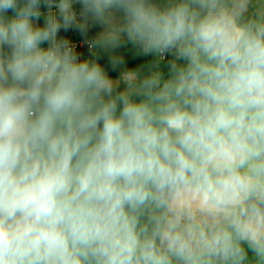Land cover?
Instances as JSON below:
<instances>
[{"label": "clouds", "instance_id": "1", "mask_svg": "<svg viewBox=\"0 0 264 264\" xmlns=\"http://www.w3.org/2000/svg\"><path fill=\"white\" fill-rule=\"evenodd\" d=\"M0 264H264V0H0Z\"/></svg>", "mask_w": 264, "mask_h": 264}]
</instances>
